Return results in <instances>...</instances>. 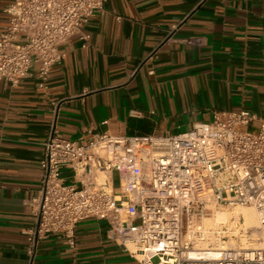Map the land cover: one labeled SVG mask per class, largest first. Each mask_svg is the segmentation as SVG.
<instances>
[{
  "label": "crops",
  "instance_id": "1",
  "mask_svg": "<svg viewBox=\"0 0 264 264\" xmlns=\"http://www.w3.org/2000/svg\"><path fill=\"white\" fill-rule=\"evenodd\" d=\"M12 2L0 0V32ZM83 35L60 45L65 56L46 87L37 65L16 86L0 80V264H30L26 230L36 223L33 199L52 130L81 140L90 130L176 133L220 109L264 117V0H107ZM189 37L206 44L184 43ZM62 174L76 182L71 167ZM106 180L118 193L120 173ZM34 264L141 263L110 237L107 220L88 218L75 251L52 234L39 242Z\"/></svg>",
  "mask_w": 264,
  "mask_h": 264
},
{
  "label": "built area",
  "instance_id": "2",
  "mask_svg": "<svg viewBox=\"0 0 264 264\" xmlns=\"http://www.w3.org/2000/svg\"><path fill=\"white\" fill-rule=\"evenodd\" d=\"M106 2L13 0L0 32V80L16 86L37 65L39 85L46 87L51 68L65 56L60 45L83 35ZM183 42L206 44L203 37ZM89 132L72 140L54 129L44 142L36 223L26 230L30 264L39 242L52 234L75 251L77 227L88 218L107 220L110 237L141 264H264V245L225 240L240 224L235 209L247 206L256 211L264 243L263 116L220 109L176 133ZM64 167L73 169L76 182L64 180ZM112 171L120 173L118 193L106 180ZM223 209L234 215L217 221Z\"/></svg>",
  "mask_w": 264,
  "mask_h": 264
},
{
  "label": "rangeland",
  "instance_id": "3",
  "mask_svg": "<svg viewBox=\"0 0 264 264\" xmlns=\"http://www.w3.org/2000/svg\"><path fill=\"white\" fill-rule=\"evenodd\" d=\"M243 208H246L251 213V215H253V221H252L251 227L245 224V220H244L242 213L237 215L239 217L241 216L240 224L238 226L239 229L236 228L234 231L225 232L226 244L231 243V244H236V245H241V246H251V245H256V244L264 245L262 239L260 238V234L258 230V220H257L256 211L252 207H246V206L238 207L235 209V211L241 210ZM221 212H225V213L227 212L226 215L227 216L229 215L227 219H230L234 215V213H232L230 210H227V209H223ZM217 221H219V219ZM243 228L248 231L247 234L243 233L242 231Z\"/></svg>",
  "mask_w": 264,
  "mask_h": 264
},
{
  "label": "bare ground",
  "instance_id": "4",
  "mask_svg": "<svg viewBox=\"0 0 264 264\" xmlns=\"http://www.w3.org/2000/svg\"><path fill=\"white\" fill-rule=\"evenodd\" d=\"M226 213L225 212H219L217 214V217H218L219 221H222V220L226 219L229 216V215L227 216ZM240 213L243 214V217H244V220H245V224L247 226L251 227V224H252V221H253V215H251V213L246 208H243L241 210H236L235 211L236 215H239Z\"/></svg>",
  "mask_w": 264,
  "mask_h": 264
}]
</instances>
